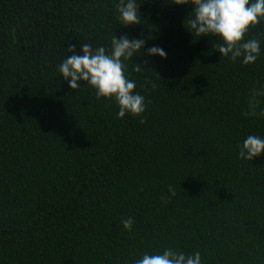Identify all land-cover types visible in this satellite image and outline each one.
I'll return each instance as SVG.
<instances>
[{
	"label": "trees",
	"instance_id": "16d2710c",
	"mask_svg": "<svg viewBox=\"0 0 264 264\" xmlns=\"http://www.w3.org/2000/svg\"><path fill=\"white\" fill-rule=\"evenodd\" d=\"M118 3L0 0V264H133L165 248L264 264V154L236 149L264 138V117L246 115L264 85V22L244 37L261 55L242 67L188 32L191 4L135 0L141 22L123 27ZM113 35L145 41L124 62L140 116L60 78L69 47L110 49Z\"/></svg>",
	"mask_w": 264,
	"mask_h": 264
},
{
	"label": "clouds",
	"instance_id": "9594fccd",
	"mask_svg": "<svg viewBox=\"0 0 264 264\" xmlns=\"http://www.w3.org/2000/svg\"><path fill=\"white\" fill-rule=\"evenodd\" d=\"M176 5L191 4L192 11L188 16L189 33L197 37L212 39L213 48L220 54L221 60L239 61L240 65L254 64L261 55V40L255 37H244L249 30L264 22V0H177ZM118 22L123 26H135L140 21L135 0H119L116 8ZM145 41L126 35L111 38L110 49L104 46L93 48L89 43H80L79 52L73 47V53L62 59L58 66L60 78L67 82L70 90L80 89V82L94 91L97 101L112 100L118 111L117 118L140 116L145 111V98L135 92L136 82L125 74V61L142 49ZM147 56L166 59L163 48L153 46L147 49ZM136 57V56H135ZM220 60V61H221ZM143 60L142 64H147ZM134 71H142L140 65L134 64ZM84 88V87H83ZM260 97H264V85L254 88L249 96V111L246 115L264 117V108H259ZM237 158L251 161L264 154V138L249 134L236 145ZM134 220L132 217L121 221L122 228L131 231ZM133 264H201L200 252L185 254L171 248L161 252L141 254Z\"/></svg>",
	"mask_w": 264,
	"mask_h": 264
}]
</instances>
